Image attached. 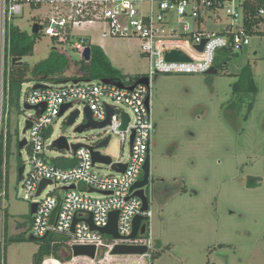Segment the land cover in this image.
I'll return each mask as SVG.
<instances>
[{"label":"built area","instance_id":"1","mask_svg":"<svg viewBox=\"0 0 264 264\" xmlns=\"http://www.w3.org/2000/svg\"><path fill=\"white\" fill-rule=\"evenodd\" d=\"M25 8L45 9V15L34 24L38 26L34 35L42 33L52 39L57 45L53 51L64 56L69 66L73 65V61L65 48L77 51L82 65L89 64L90 60L86 61L83 54L86 48L91 51L93 45L85 36L78 34L87 26H98L101 38L137 40L141 55L149 62L148 74L139 78H75L59 85L41 83L48 85L42 89L27 88L23 105H44L41 114L39 110H29L32 115L25 118V123H31L23 138L26 140L24 148L29 153V168L26 170V165H22L24 170L19 185L22 199L30 205H37L32 215L30 236L41 243L43 237L51 235V246L61 245L68 251L71 258L64 262L54 259L58 264H153L157 251L150 228L151 211L143 212L142 201L130 192L141 180L142 167L153 146L150 80L156 74H206L214 68L217 52H235L247 47L251 36L263 33L264 0H0L2 168L5 166L9 136L3 127L9 115L8 81L14 64L9 55V30L13 27V19L20 17ZM220 13L226 16L225 20ZM211 24L217 26L216 31H209ZM203 41L199 50L198 46ZM171 52L182 53L188 61L167 60ZM141 78L147 79V85L138 83ZM25 85L23 83L21 88ZM67 104L70 106L59 116L61 107ZM75 105L88 107L96 123L106 120L107 108L112 110L108 124L99 130L117 135L121 145L128 144L130 153L125 163L111 160L110 165H104L93 162L90 148L98 152V145L106 139L108 143L109 135L101 137L94 146L79 147L75 153L72 151L75 144H69L66 139L68 150L65 151L72 154L48 158L47 152L53 147V142L61 137L53 139L52 126L61 117L66 120L75 110L80 114L79 109H73ZM124 115L128 116V123L121 129ZM20 141H17V146ZM113 164L126 165V169L123 173L116 172L112 169ZM102 167L111 173H100ZM2 172L4 184L0 198L7 194L3 187L7 188L8 179L3 169ZM42 182L47 184L37 195ZM149 186L150 181L144 188L148 203ZM50 187L54 189L47 191ZM115 211L118 212L117 238L91 228L90 219L96 229L107 227L109 214ZM138 216L147 219L141 222L136 235L129 238L133 221ZM142 226H145L143 234ZM0 243L3 251L1 236ZM75 246L94 247V256L74 257ZM116 246L142 247L145 252L112 255ZM46 260L53 261V258H45L42 264Z\"/></svg>","mask_w":264,"mask_h":264},{"label":"rangeland","instance_id":"2","mask_svg":"<svg viewBox=\"0 0 264 264\" xmlns=\"http://www.w3.org/2000/svg\"><path fill=\"white\" fill-rule=\"evenodd\" d=\"M44 15L45 9L25 8L11 24L31 36L33 25ZM220 17L226 19L223 13ZM208 29L216 31L217 26ZM100 31L98 26H87L78 34L101 47L122 77L148 74L149 62L137 40L101 38ZM32 36V54L20 60L26 68V85L18 105H9L3 126L11 144L2 168L7 194L0 198L1 239L6 226L8 236L23 233L28 241L7 247L6 264H33L40 246L29 240L32 215L30 204L21 197L17 174L18 165L28 170L29 153L26 148L19 151L17 141L24 138L25 118L32 115L23 107L25 91L35 84L29 80L30 71L57 45L42 33ZM65 50L73 61L67 76H79V53ZM216 58L215 74H156L150 80L154 132L147 195L158 253L153 264H264V30L251 36L242 50L219 51ZM245 67L250 68L256 93L235 96L232 85ZM73 109L80 110L75 123L67 126L64 117L57 119L53 139L63 136L69 144L94 146L109 135L98 152L114 163L128 160V144L121 145L114 133L91 128L76 133L85 122L84 106ZM71 154L54 147L47 152L50 159ZM99 170L111 173L104 167Z\"/></svg>","mask_w":264,"mask_h":264},{"label":"trees","instance_id":"3","mask_svg":"<svg viewBox=\"0 0 264 264\" xmlns=\"http://www.w3.org/2000/svg\"><path fill=\"white\" fill-rule=\"evenodd\" d=\"M34 36H30L25 32L20 31L15 27L9 30V54L13 59L21 60L23 57L30 56L34 45ZM69 69L67 59L59 55L57 52L51 50L48 57L35 64L30 71V81L35 83H44L48 85H59L66 81H72L75 78L99 80L112 79L118 80L122 76L112 67L109 60L105 56L103 50L97 46L91 47L89 64H83L80 68V77H69L67 72ZM215 69V66H214ZM26 68L21 63H14L11 66L9 81H8V99L9 105H18L21 85L26 82L25 78ZM217 73V71H216ZM238 81L232 85V94L237 95L240 92L247 94L256 93L253 76L250 68L245 67L238 75ZM11 138L7 137L6 153H10ZM3 153L0 151V192L3 186ZM21 165H18V168ZM53 237L50 235L40 243L38 252L33 257V264H42L45 258L52 257L53 260L64 262L71 258V255L61 245H50ZM28 241L24 234L19 233L15 236H8L6 226L3 228L2 243L4 249L2 251L0 243V264H6V249L9 245L16 243H23ZM158 254V253H157ZM156 254V255H157ZM156 257V256H155Z\"/></svg>","mask_w":264,"mask_h":264},{"label":"water","instance_id":"4","mask_svg":"<svg viewBox=\"0 0 264 264\" xmlns=\"http://www.w3.org/2000/svg\"><path fill=\"white\" fill-rule=\"evenodd\" d=\"M37 32H38V26L37 25H33L31 33L34 35ZM203 44H204V41L202 42V44L200 46H198L199 50L202 49ZM90 54H91L90 49L86 48L85 51H84V54H83L84 59L86 61L90 60ZM166 58L169 61H182V62L188 61V59L180 52H171V53H169L167 55ZM12 63L21 64L20 61H18L17 59H13ZM215 73H216V70L214 68H212L206 74H215ZM103 82L107 83L109 81L104 80ZM138 83L147 85L148 81H147L146 78H141V79L138 80ZM46 87H48V85H44V84H41V83H36V84L33 85V89L34 90L35 89H42V88H46ZM69 106H70L69 104L63 105L61 107V111L59 113V116H62L63 113L68 109ZM23 107L27 111L28 110H39L40 114L43 112V109H44V105L30 107L27 104H24ZM107 113H108V116H107V118H106V120L104 122L96 123V122H94L92 120L90 109L88 107H84L83 114H84L85 123H83L80 126H78L75 129V132L78 133V134H81L83 131H85L87 129H90V128L91 129H101V128H103L104 126H106L108 124L109 117L112 114V110L110 108H107ZM78 116H79V111L78 110H75V111L71 112L70 115L68 116V118L66 119L65 124L67 126L73 125L75 123V121H76ZM127 123H128V116L124 115L123 116V123L121 125V129H124L126 127ZM30 126H31V123L30 122H26L25 123V127L23 129V133L27 129H29ZM106 144H107V139L105 141L101 142L98 145V147L99 148H103L104 146H106ZM25 145H26V140L22 139L18 143V146H17L18 150L19 151L22 150ZM81 146H84V145H82V144L72 145L73 153H75V151ZM53 147L58 149V150H68V144L66 142V138L61 136L58 139H56L53 142ZM90 151H91L92 160H93L94 163L95 162H99V163H102L104 165H110V163H111V158L110 157L103 156L99 152H94L92 150V148H90ZM20 155L21 154L19 153V156ZM112 169L114 171H116V172L123 173L125 171V169H126V165L113 164L112 165ZM23 170H24L23 166L19 167L18 170H17L18 180L19 181L22 178ZM142 171H143V175H142L141 180L139 182H137L131 188L130 192L132 193V196L138 197L142 201V211L146 212L149 209V203H148V200H147V198H146V196L144 194V188L149 185V181H150V160H149V156L146 158V160L144 162V165L142 167ZM46 184H47L46 182H42L40 184L39 189L37 191V195H39V193L41 192V190L44 188V186ZM36 207H37L36 204H31L30 205V214L31 215H33L35 213ZM53 216H54V212L51 214L50 220H52ZM117 216H118V212L117 211L111 212L109 214V224L107 225V227L102 228V229H96L92 225L91 219L88 222L91 225V228L93 230H98L101 234L112 235L114 238H117L118 237L117 230H116ZM146 219L147 218L145 216H138V217H136L134 219L133 227H132V233H131L129 238H133L136 235L141 222L145 221ZM75 223H76V220L73 222V226L75 225ZM144 229H145V226H142L141 227V234L144 233ZM71 231H73V227H72ZM0 236H1V213H0ZM45 238H46V236L43 237L42 239H45ZM29 240L30 241H37V239H35L32 236L29 237ZM144 252H145V248H142V247L116 246L114 248V250L112 251V255H132V254H142ZM73 256L74 257H76V256H89V257L92 258L94 256V247H78V246H75V247H73Z\"/></svg>","mask_w":264,"mask_h":264},{"label":"bare ground","instance_id":"5","mask_svg":"<svg viewBox=\"0 0 264 264\" xmlns=\"http://www.w3.org/2000/svg\"><path fill=\"white\" fill-rule=\"evenodd\" d=\"M53 261H54V260H53ZM53 261H51V260H46L44 263L51 264V263H53ZM44 263H43V264H44ZM55 263L58 264V262H55Z\"/></svg>","mask_w":264,"mask_h":264},{"label":"crops","instance_id":"6","mask_svg":"<svg viewBox=\"0 0 264 264\" xmlns=\"http://www.w3.org/2000/svg\"><path fill=\"white\" fill-rule=\"evenodd\" d=\"M93 46H94V45H93ZM100 48H101V47H100ZM54 262H57V261L54 260ZM44 264H45V263H44ZM51 264H52V263H51Z\"/></svg>","mask_w":264,"mask_h":264},{"label":"flooded vegetation","instance_id":"7","mask_svg":"<svg viewBox=\"0 0 264 264\" xmlns=\"http://www.w3.org/2000/svg\"><path fill=\"white\" fill-rule=\"evenodd\" d=\"M85 123V122H84Z\"/></svg>","mask_w":264,"mask_h":264}]
</instances>
